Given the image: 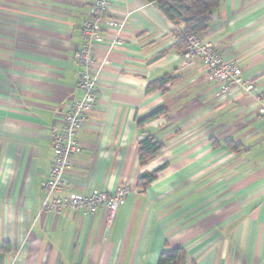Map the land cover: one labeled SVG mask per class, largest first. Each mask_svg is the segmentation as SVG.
<instances>
[{"label":"crops","instance_id":"crops-1","mask_svg":"<svg viewBox=\"0 0 264 264\" xmlns=\"http://www.w3.org/2000/svg\"><path fill=\"white\" fill-rule=\"evenodd\" d=\"M93 3L0 0V264H157L166 244L183 246L187 264H264V0H220L203 34L254 85L228 94L174 48L183 24L148 0H110L127 27L122 44L109 31L94 48L97 102L61 196L137 192L112 223L104 205L42 210L54 136L82 96L76 53ZM164 75V90H147ZM147 136L164 146L142 164Z\"/></svg>","mask_w":264,"mask_h":264},{"label":"built area","instance_id":"built-area-1","mask_svg":"<svg viewBox=\"0 0 264 264\" xmlns=\"http://www.w3.org/2000/svg\"><path fill=\"white\" fill-rule=\"evenodd\" d=\"M125 27H127V22L124 17L112 15L110 0H94L93 12L83 24L82 43L76 53V59L82 67L78 80L82 96L73 102L64 114L63 126L53 139V161L49 174L43 182L45 200L42 210L44 212L80 208L94 213L104 205L108 209V222L112 223L117 208L129 195L137 192L136 188L125 183L112 192L94 189L88 195L61 196L66 186L65 172L72 158L82 150L79 132L85 126L89 113L97 102L96 74L101 64L97 61L94 48L104 40L105 35L110 33L109 31L114 32L113 43L122 44L121 32ZM183 55L186 60L197 57L204 64L208 77L215 80L223 92L232 91L240 86L249 92L254 89L251 82H244L241 68L233 61L225 59L211 41L203 38V34L188 36ZM258 112L264 116V105L258 108Z\"/></svg>","mask_w":264,"mask_h":264},{"label":"trees","instance_id":"trees-1","mask_svg":"<svg viewBox=\"0 0 264 264\" xmlns=\"http://www.w3.org/2000/svg\"><path fill=\"white\" fill-rule=\"evenodd\" d=\"M152 2L158 10L170 21L175 24H183L182 30L176 31L177 38L174 48L183 50L188 43L190 34L202 35L207 30L215 10L220 4V0H148ZM171 77L164 75L162 78L150 82L147 90L156 88L163 89L170 83ZM167 107L161 106L151 112L148 116L141 119L138 123L151 120L160 114L166 113ZM228 145L234 149L233 146ZM163 142L154 137L147 136L140 141L139 158L142 164L155 157V155L163 148ZM164 166H161L151 172H144L137 183L138 189L145 190L148 185L157 177V174ZM157 264H187L186 250L181 245L169 247L167 244L160 252Z\"/></svg>","mask_w":264,"mask_h":264},{"label":"rangeland","instance_id":"rangeland-1","mask_svg":"<svg viewBox=\"0 0 264 264\" xmlns=\"http://www.w3.org/2000/svg\"><path fill=\"white\" fill-rule=\"evenodd\" d=\"M207 40H209V39H207ZM209 41H211V40H209ZM211 42H212V41H211ZM212 44H213V43H212ZM214 47H215V46H214ZM229 92H231V91L223 92V91L220 90L219 93H220V94H228Z\"/></svg>","mask_w":264,"mask_h":264}]
</instances>
